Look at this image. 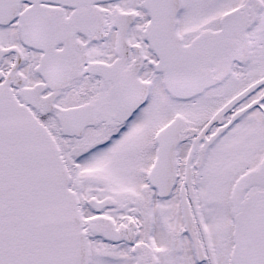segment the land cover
I'll list each match as a JSON object with an SVG mask.
<instances>
[{
    "label": "snow or ice",
    "instance_id": "1",
    "mask_svg": "<svg viewBox=\"0 0 264 264\" xmlns=\"http://www.w3.org/2000/svg\"><path fill=\"white\" fill-rule=\"evenodd\" d=\"M0 264H264V0H0Z\"/></svg>",
    "mask_w": 264,
    "mask_h": 264
}]
</instances>
